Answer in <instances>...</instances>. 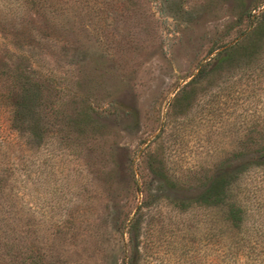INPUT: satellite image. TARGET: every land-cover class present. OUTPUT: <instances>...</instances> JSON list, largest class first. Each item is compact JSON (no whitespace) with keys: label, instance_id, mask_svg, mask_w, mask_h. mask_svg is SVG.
I'll use <instances>...</instances> for the list:
<instances>
[{"label":"rangeland","instance_id":"obj_1","mask_svg":"<svg viewBox=\"0 0 264 264\" xmlns=\"http://www.w3.org/2000/svg\"><path fill=\"white\" fill-rule=\"evenodd\" d=\"M263 7L0 0V264H264Z\"/></svg>","mask_w":264,"mask_h":264},{"label":"trees","instance_id":"obj_2","mask_svg":"<svg viewBox=\"0 0 264 264\" xmlns=\"http://www.w3.org/2000/svg\"><path fill=\"white\" fill-rule=\"evenodd\" d=\"M254 26L250 30L249 35H264V7L253 18ZM234 45L227 47L215 54L214 67L229 59L233 53ZM260 141H264V131H257ZM259 144V142H258ZM260 151L257 158H264V143L259 147ZM241 152L235 153L231 157H226L219 169L213 172L204 187L199 191V200H204L211 206H223L226 208V219L232 228L238 226L243 213L242 204L236 195L232 193L231 175L238 169ZM238 165V166H237Z\"/></svg>","mask_w":264,"mask_h":264}]
</instances>
